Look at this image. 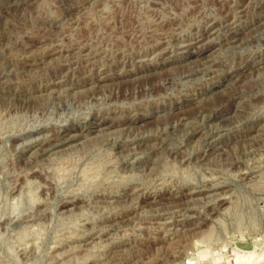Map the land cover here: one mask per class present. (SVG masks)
Here are the masks:
<instances>
[{
  "label": "rangeland",
  "instance_id": "obj_1",
  "mask_svg": "<svg viewBox=\"0 0 264 264\" xmlns=\"http://www.w3.org/2000/svg\"><path fill=\"white\" fill-rule=\"evenodd\" d=\"M237 249L264 264V0H0V264Z\"/></svg>",
  "mask_w": 264,
  "mask_h": 264
},
{
  "label": "bare ground",
  "instance_id": "obj_2",
  "mask_svg": "<svg viewBox=\"0 0 264 264\" xmlns=\"http://www.w3.org/2000/svg\"><path fill=\"white\" fill-rule=\"evenodd\" d=\"M62 93V92H61ZM102 129V128H101ZM50 135V134H49ZM109 136V135H108ZM69 138V136H68ZM68 140V139H67ZM77 144V143H76ZM66 148V147H65ZM56 153V152H55ZM136 157V156H135ZM57 158V157H56ZM127 195V194H126ZM221 195V194H220ZM122 204V203H121ZM114 205V204H113ZM186 205V204H185ZM121 209V208H120ZM100 240V239H99ZM95 241V240H94ZM72 247V246H71ZM74 249V248H73ZM63 251V250H62ZM236 264H248L258 260V257L263 253L256 254L254 251L240 252L238 249L235 251ZM61 257V256H60ZM220 257V256H219ZM264 257V256H263ZM213 257L208 252H201L197 258L198 264H212ZM259 263V262H258ZM223 264V263H222Z\"/></svg>",
  "mask_w": 264,
  "mask_h": 264
}]
</instances>
